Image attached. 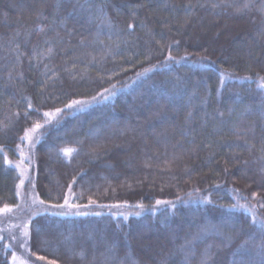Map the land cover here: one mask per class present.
<instances>
[{
  "label": "trees",
  "instance_id": "1",
  "mask_svg": "<svg viewBox=\"0 0 264 264\" xmlns=\"http://www.w3.org/2000/svg\"><path fill=\"white\" fill-rule=\"evenodd\" d=\"M188 2L0 0V209L20 203L10 162L36 124L24 196L50 211L65 198L79 206L33 216L29 253L56 264H201L206 252L208 264H264L252 213L231 207L264 219V15ZM11 260L0 241V264Z\"/></svg>",
  "mask_w": 264,
  "mask_h": 264
},
{
  "label": "rangeland",
  "instance_id": "2",
  "mask_svg": "<svg viewBox=\"0 0 264 264\" xmlns=\"http://www.w3.org/2000/svg\"><path fill=\"white\" fill-rule=\"evenodd\" d=\"M205 35V32L200 34V36ZM78 106V105H77ZM80 107V106H79ZM86 107V103L84 105ZM84 107H80L81 109H84ZM55 117L54 115L51 117ZM38 129L35 128L34 131H31L30 133L27 134L26 137V143L25 146L22 148L20 152V161L18 162H10V166L13 167L17 173L19 174L20 177V183H19V199L20 203L19 205H22L21 208H13L11 212L4 213L0 212V235L4 237L2 240H6L11 247L9 249L12 252V255L14 254L17 259L15 262L11 260V264H21L22 261H27L28 264H46V263H39L37 261H34L33 257L30 255L29 251H25V247L20 246L19 239H12L11 236L15 235L18 238H23L22 234V229L19 227H16L17 225H20L22 223H27L33 216H36L38 214L42 213H53L59 216H72L75 215L72 212V208L68 206L56 208L53 210H49L48 208H54L52 206H46L44 207L42 204H40L39 199L36 198L35 195L32 197L24 196V193L22 191L23 185L27 182L28 176H29V171H30V166L31 163H27L28 158L30 157V154L32 152L33 147L37 144L38 142ZM19 165V167H17ZM23 172V175L21 173ZM21 180H23V185H21ZM24 197V199H22ZM35 200L36 203L33 204L32 201ZM117 211H121V208H117ZM128 210L126 208L123 209ZM67 213V214H65ZM0 240V241H2ZM29 237L26 240V246L29 249ZM33 260V261H32Z\"/></svg>",
  "mask_w": 264,
  "mask_h": 264
},
{
  "label": "snow or ice",
  "instance_id": "3",
  "mask_svg": "<svg viewBox=\"0 0 264 264\" xmlns=\"http://www.w3.org/2000/svg\"><path fill=\"white\" fill-rule=\"evenodd\" d=\"M257 3H258V7H257ZM221 4H226L227 6L229 7H235L237 12H240L242 13L244 10H252L253 8H257V10L262 14L264 15V0H242V3L241 4H237L236 3V0H221V3H213L211 6L213 8H218V7H221ZM139 6H143V5H139ZM203 7V5H201ZM193 7V4L191 3V0H189L188 4H187V8L188 9H191ZM134 27L133 25H129V28H132ZM41 31H43V29H41ZM17 47H19V45H17ZM52 49L49 48L48 49V52H51ZM175 58L172 56L171 54V49L169 48L168 50V53H167V61H173ZM155 66H153V68H149V69H145L144 73H138L137 75L140 76V75H144L146 74L147 72L149 71H152L154 70ZM258 88L261 89V90H264V77H260L259 79V83H258ZM105 91H108L107 89ZM111 95H115L114 92L110 93ZM103 99H107V97H102ZM93 99L95 100L96 98L93 97ZM86 102L84 101H79V100H73L71 104L67 105L68 108H72L73 106H80V107H83L85 105ZM28 107L30 108L31 107V104L29 103L28 104ZM62 111V109H56V113H60ZM45 116L47 117H52L54 114L53 113H44ZM191 115V113H189V116ZM41 125L40 124H36L35 125V128L38 129L40 128ZM35 129H30L29 131H34ZM241 139H243V137H241ZM61 151H63V153L68 156L72 153L73 149H62ZM17 167H19V165H17ZM21 175H23V172L21 173ZM21 185H23V180H21ZM17 195H19V193H17ZM33 204L36 203L35 200L32 201ZM39 203H43V201H40ZM90 204H93L95 203V201H89ZM156 205L159 206V205H171V207L174 209L175 208V205L174 204H171L170 201H161V200H157L156 201ZM64 206H68L70 208L72 207H79L78 205H70L69 204V201L67 198L64 199V204L63 205H56V207H64ZM119 205H117L118 207ZM264 206V205H262ZM17 208H21L22 205H17L16 206ZM101 207H104L103 205H101ZM136 207L140 208L141 210H143V205L142 204H138L136 205ZM233 209L235 208H242L244 209L245 211H248L250 213H252L250 219L253 223L254 226H257L260 231H261V244L259 246V253L262 257H264V219H260L258 220L255 213L252 211L251 208H248L247 205H240V204H235V205H232L231 206ZM12 209L9 208L7 205L4 206V208L0 209V212H4V213H8V212H11ZM67 214V213H65ZM96 215H101V213H95ZM135 215L139 216L141 215V212H136ZM31 221L29 220L27 223H22L20 225H17L16 227H19L22 229V234H23V238H18L17 236L15 235H12L11 238L12 239H19V243H20V246H23L25 247V251H30L27 246H26V240L27 238L29 237V231H28V224L30 223ZM4 239V237L2 235H0V240ZM9 247H11V245H9ZM109 251H111V249H109ZM32 256H35L36 260L37 261H47V264H56V262L54 260H47V258L45 256H38L36 255V253L32 252L30 253ZM77 256H79V258L81 260H85L86 259V253L81 250L80 252L76 253ZM205 255L208 257L207 260H202L201 261V264H208V261L211 260V254L210 252H206ZM17 259V257L13 254L12 255V261L15 262ZM21 264H28V262L25 260V261H22Z\"/></svg>",
  "mask_w": 264,
  "mask_h": 264
}]
</instances>
